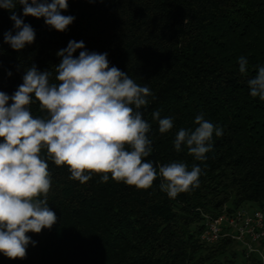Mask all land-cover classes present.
Listing matches in <instances>:
<instances>
[{"label": "trees", "instance_id": "obj_1", "mask_svg": "<svg viewBox=\"0 0 264 264\" xmlns=\"http://www.w3.org/2000/svg\"><path fill=\"white\" fill-rule=\"evenodd\" d=\"M51 2V0H48ZM16 14L35 30V41L16 51L4 42L15 34L10 11L0 8V91L11 96L28 68L53 73L57 52L71 40L89 52L107 53L110 66L150 88L142 109L153 141L150 157L157 166L186 163L202 169L199 187L170 199L158 177L151 188L124 182H101L100 175L81 184L69 179L67 166L48 161L52 187L49 207L57 222L41 233L29 232L24 259L0 253V264H264L257 254L246 257L229 239L202 243L205 215L217 216L240 207L264 210V101L250 95L247 80L264 66V0H68L63 15L74 16L65 32L44 18ZM81 50L74 53L79 55ZM247 58V73L238 58ZM11 72V76L8 73ZM11 103V101H9ZM171 117L174 127L159 132L151 113ZM34 116H44L38 102ZM223 129L213 133V148L197 161L182 145L174 146L179 129H194L196 115ZM46 155V153H45ZM264 243H261V246ZM245 257V258H244Z\"/></svg>", "mask_w": 264, "mask_h": 264}, {"label": "clouds", "instance_id": "obj_2", "mask_svg": "<svg viewBox=\"0 0 264 264\" xmlns=\"http://www.w3.org/2000/svg\"><path fill=\"white\" fill-rule=\"evenodd\" d=\"M17 3L23 6V16L43 17L58 32H65L75 19L62 14L68 0H0V8L10 11L16 29L15 34L4 33V42L16 51L32 44L36 35L16 14ZM57 56L62 59L54 68L55 82L52 72L38 71L33 65L11 96L0 91V253L13 260L26 258L28 245H35L27 233L39 234L57 222L48 204L49 160L67 166L69 179L81 184L93 174L107 182L110 174L114 181L148 189L159 177L160 190L170 199L198 188L202 174L198 165L189 170L183 162L160 165L157 170L146 159L153 152L151 125L142 111L152 95L149 87L110 66L107 53L86 50L83 41H69ZM238 61L239 72L245 75L247 58ZM247 86L252 97L264 101V66L247 80ZM34 102L46 115L32 114ZM151 115L161 134L174 127L173 119L161 118L159 110ZM194 124V129H179L174 146L177 152L186 146L190 156L203 161L213 148V133L221 137L223 129L203 113L196 115Z\"/></svg>", "mask_w": 264, "mask_h": 264}, {"label": "built area", "instance_id": "obj_3", "mask_svg": "<svg viewBox=\"0 0 264 264\" xmlns=\"http://www.w3.org/2000/svg\"><path fill=\"white\" fill-rule=\"evenodd\" d=\"M199 239L206 245L229 239L245 250L246 257L257 254L264 258V210L240 207L217 216L205 215Z\"/></svg>", "mask_w": 264, "mask_h": 264}, {"label": "rangeland", "instance_id": "obj_4", "mask_svg": "<svg viewBox=\"0 0 264 264\" xmlns=\"http://www.w3.org/2000/svg\"><path fill=\"white\" fill-rule=\"evenodd\" d=\"M262 246H264V245H262ZM232 249H233L234 251H237L239 254L242 253V252H241V247H239V246L232 247ZM262 254H264V249H262ZM257 256L261 259L262 262H264V258H262L260 255H257ZM244 258H245V257H244ZM242 262H243V257H242L241 255H238V257H237V263H239V264H243ZM246 264H249V262L246 263Z\"/></svg>", "mask_w": 264, "mask_h": 264}]
</instances>
